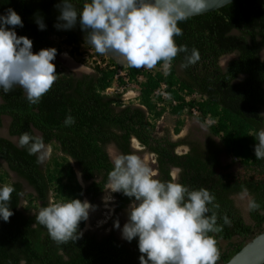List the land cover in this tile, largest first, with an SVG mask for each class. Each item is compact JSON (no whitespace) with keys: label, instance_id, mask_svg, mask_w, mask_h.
Listing matches in <instances>:
<instances>
[{"label":"trees","instance_id":"trees-1","mask_svg":"<svg viewBox=\"0 0 264 264\" xmlns=\"http://www.w3.org/2000/svg\"><path fill=\"white\" fill-rule=\"evenodd\" d=\"M111 10L107 0H0V127L2 116L9 117V137L0 135V264H223L264 230V0H232L183 18L129 13L130 21L153 30L141 37L109 29L118 12ZM101 32L125 61L90 43ZM86 48L101 65L89 64ZM61 52L92 72L67 71ZM231 53L222 69L219 59ZM117 69L126 79L115 77ZM161 83L175 103L153 94ZM110 86L122 90L108 94ZM128 90L137 95L125 101ZM166 111L175 134L186 116L206 126L205 142L155 134ZM132 138L154 155V177L110 158V145L132 156ZM43 144L50 146L45 161ZM179 145L188 149L177 154ZM221 154L247 173H223ZM111 180L114 214L143 204L123 239L113 228L82 232L84 199L94 204ZM243 191L252 223L232 198ZM233 237L240 241L221 249L218 240ZM205 247L218 252L216 260L202 258Z\"/></svg>","mask_w":264,"mask_h":264},{"label":"rangeland","instance_id":"rangeland-1","mask_svg":"<svg viewBox=\"0 0 264 264\" xmlns=\"http://www.w3.org/2000/svg\"><path fill=\"white\" fill-rule=\"evenodd\" d=\"M117 11H118L116 12L117 14L114 15L113 13L109 18V27L111 29L117 30L123 34L131 33L137 37L152 35L149 30L140 27L139 25L140 23L138 21H134V22L130 21L127 13H123L119 10ZM111 12H115V8H112ZM90 43L94 47H98L105 56H113L117 61L122 62L119 56L122 53H119L117 51L116 45L112 42V40L108 37V35L105 32H101L99 36L92 39ZM58 56H62L64 58L63 61L59 60L62 66L66 68L67 71L73 73L75 76H78L79 74L82 73H88L91 71L89 67L75 61L66 52H62ZM234 57H235L234 53L224 55L219 59V63L223 67L230 59ZM30 67L31 69L28 74V77L32 78L33 77L32 62L30 63ZM24 91L25 93H28L30 89L25 88ZM136 95L137 93L135 91L128 90L122 93V99L127 101L129 99H133L134 97H136ZM132 102L134 105H137V101L133 100ZM173 119L174 117L171 114H169L168 111H166L164 116H162V118L159 119L158 122L156 123L155 133L158 136L165 134L168 137H170L172 140L186 137L190 140H195L199 143L205 142L207 136L209 135L206 126L199 123L196 119L186 116L185 121L179 133L175 134L173 132V127H174ZM8 123H9V117L5 115L2 116L0 135L8 136L7 135ZM12 139L15 140L14 137H12ZM134 148H136L137 150L135 149L132 156L128 158L122 157L120 152L112 145L108 146L107 151L110 158L113 161L121 164L122 166L129 168L133 174L138 176L139 175L151 176V173L154 172V171L151 172V170L154 168L153 166L154 164L152 163L154 158L149 153H146V151L141 147H139L141 149L135 146ZM49 150L50 147L48 145H42V147L40 148L39 154L41 155L42 161H45L47 159ZM228 162L229 160L223 157L222 159L223 165H225ZM230 167L235 171L240 170L239 167L235 164V162ZM176 174H177V170L172 169L171 176L175 178ZM9 175L11 179H16V175L13 172H9ZM79 180L81 181V179ZM82 184L85 185L86 183L83 182ZM24 186L26 191H31L30 187L27 186L25 182H24ZM115 189L116 187H114L113 182L110 181V183L106 186L103 194H101L99 198L96 199L94 205H88L87 201H85V224L82 229V232L93 231L96 232L98 235H102L107 233L111 228H113L115 234L119 238L123 239L126 238L133 231L134 223L137 217L139 216L140 211L143 208V204L140 203V205H138L137 209L134 211V209L136 208L135 207L136 203L132 202L124 210L118 212L117 214H114L113 193ZM233 200L237 208L241 211L245 222L252 223L248 213L249 197L245 193H242V194L234 195ZM56 209H58V206H53V210ZM107 218H108V225H104L103 223H105ZM237 241H240V238L233 237L230 241L221 240V239L218 240L221 249H226L229 242H237ZM201 254H202V258L205 259L207 262L216 260L218 256V252L214 251L211 247L203 248ZM216 264H220V263L216 262Z\"/></svg>","mask_w":264,"mask_h":264},{"label":"water","instance_id":"water-1","mask_svg":"<svg viewBox=\"0 0 264 264\" xmlns=\"http://www.w3.org/2000/svg\"><path fill=\"white\" fill-rule=\"evenodd\" d=\"M112 8L141 17L183 18L216 10L232 0H107ZM62 56L58 60L63 61ZM8 135V134H7ZM9 137V136H4ZM12 139V137H10ZM16 141L17 138L14 137ZM135 139V138H134ZM80 177V174L77 173ZM264 230L246 239L223 264H263Z\"/></svg>","mask_w":264,"mask_h":264},{"label":"flooded vegetation","instance_id":"flooded-vegetation-1","mask_svg":"<svg viewBox=\"0 0 264 264\" xmlns=\"http://www.w3.org/2000/svg\"><path fill=\"white\" fill-rule=\"evenodd\" d=\"M140 23V22H139ZM140 25V27H143L142 26V24L140 23L139 24ZM109 29H111L110 27H108ZM143 28H145V29H147V30H149L150 32H151V34H153V30H151V29H149V28H146V27H143ZM227 64V63H226ZM226 66V65H225ZM225 66H221L222 67V69L223 68H225ZM90 68V67H89ZM91 69V68H90ZM92 72V69H91V71L90 72H88V73H91ZM83 74V73H82ZM82 74H79L78 75V77L79 76H81ZM263 87H264V85H263ZM263 111H264V109L262 110V114H263ZM263 116H264V114H263ZM36 134L37 135H39L40 133L38 132V131H36ZM156 134V133H155ZM132 139H134V138H132ZM132 139H131V141H132ZM131 141H130V148L132 149V151L134 152V150L136 149V148H134V146H132V143H131ZM137 141V140H136ZM261 141L262 142H264V123H263V126H262V133H261ZM139 143V142H138ZM43 145H47V144H43ZM139 145H140V143H139ZM49 146V145H48ZM182 146V147H181ZM50 147V146H49ZM140 147L142 148V149H144V147L143 146H141L140 145ZM141 148H139V149H141ZM180 148V149H179ZM108 149V148H107ZM188 149V147L186 146V145H179V146H177V147H175V149H174V151H175V153H177V154H180V153H183V152H185L186 150ZM137 150V149H136ZM145 150V149H144ZM182 150V151H181ZM146 151V153H149L153 158H154V155L152 154V153H150V152H148L147 150H145ZM49 152H50V150H49ZM49 154V153H48ZM40 155V154H39ZM40 157H41V155H40ZM48 157V156H47ZM123 157V156H122ZM223 157H225V158H227L228 160H229V162L228 163H226L225 165H223V163H222V159H223ZM219 159H220V163H221V166L222 167H226V168H224V169H222V172L223 173H229V174H232V175H237V177H239V176H243L245 173H247L246 172V170L239 164V162L237 161V162H235V164L239 167V169L240 170H237V171H235L234 169H231V165L234 163V162H232V159L230 158V156H227V155H225V154H221L220 155V157H219ZM154 165V168L151 170V172H153V173H151V176H142V177H154L155 175H156V172H157V170H156V167H155V159H153V162H152ZM172 169H175V170H177L178 171V169L177 168H175V167H172L171 169H170V173H171V170ZM218 171H220L221 169H217ZM76 172H78V171H76ZM79 173V172H78ZM80 174V173H79ZM138 176V175H137ZM139 176H141V175H139ZM176 176H177V174H176ZM176 176H175V178H176ZM172 177V176H171ZM173 178V177H172ZM79 179H81V176L79 177ZM80 181V180H79ZM81 181H82V179H81ZM80 181V182H81ZM112 182H113V184L115 185V187H116V184H115V181H113V180H111ZM81 183H83V182H81ZM108 184H106V186H107ZM106 186H105V188H106ZM105 188H104V190H105ZM104 190L100 193V195L101 194H103V192H104ZM116 190V189H115ZM114 190V191H115ZM242 193H245L248 197H249V203H250V196L248 195V193L246 192V191H243V192H241V193H238V194H242ZM99 195V196H100ZM114 195V194H113ZM234 195H237V194H234ZM234 195H232V198H233V196ZM99 196L97 197V198H99ZM85 201H87V203H88V205H94L93 203L91 204L88 200H87V198H85L84 199V207H85ZM95 202H96V200H95ZM135 202V201H134ZM142 212V210L140 211V213ZM139 213V214H140ZM248 213H249V209H248ZM113 214V213H112ZM111 216H113V215H111ZM110 219V218H109ZM104 225H108V218H107V220L105 221V223H103ZM102 224V225H103Z\"/></svg>","mask_w":264,"mask_h":264},{"label":"built area","instance_id":"built-area-1","mask_svg":"<svg viewBox=\"0 0 264 264\" xmlns=\"http://www.w3.org/2000/svg\"><path fill=\"white\" fill-rule=\"evenodd\" d=\"M85 51H86V56L87 55H92L91 56V60L89 62L90 65H92L93 63L94 64L101 65V58L100 57H95L93 55V53H94V49L93 48H86ZM103 56H105V55L103 54ZM93 61H95V62H93ZM135 61H136V63H137L138 66H141L143 68H147V65L143 62V60H142V58L140 56H137L136 55L135 56ZM104 64L105 63L103 62L102 65H104ZM166 65L167 64H164V68L166 67ZM117 72L118 73L115 75V77L117 75H121L122 77H124V79H126L125 76H124V72L122 70L117 69ZM165 87H166V84L161 83L160 87H158L156 90H154V93L153 94L154 95H160L162 99H165L167 101H171L172 103H175V100H173L172 98H170V95L168 94V92L165 91ZM121 90H122V87H117V86H110V87L106 88V92L108 94H112L113 92H120ZM184 111L187 112L188 111L187 108H184ZM189 111L191 112L192 115H197L198 114V109L197 108L191 107L189 109ZM213 121L214 120H211L209 117L205 118V122L206 123H209L210 124Z\"/></svg>","mask_w":264,"mask_h":264},{"label":"bare ground","instance_id":"bare-ground-1","mask_svg":"<svg viewBox=\"0 0 264 264\" xmlns=\"http://www.w3.org/2000/svg\"><path fill=\"white\" fill-rule=\"evenodd\" d=\"M132 143H133L132 146H135V147H137V148L140 147V145H139L138 141H136V139H133V140H132ZM78 178H79V177H78Z\"/></svg>","mask_w":264,"mask_h":264},{"label":"crops","instance_id":"crops-1","mask_svg":"<svg viewBox=\"0 0 264 264\" xmlns=\"http://www.w3.org/2000/svg\"><path fill=\"white\" fill-rule=\"evenodd\" d=\"M119 56H120L121 61H124L126 59V55L125 54H120Z\"/></svg>","mask_w":264,"mask_h":264},{"label":"clouds","instance_id":"clouds-1","mask_svg":"<svg viewBox=\"0 0 264 264\" xmlns=\"http://www.w3.org/2000/svg\"><path fill=\"white\" fill-rule=\"evenodd\" d=\"M61 53H62V52H61ZM59 55H60V54H59ZM126 59H127V55H126ZM192 118H193V117H192ZM109 183H110V182H109ZM109 183H108V184H109ZM114 187H115V185H114Z\"/></svg>","mask_w":264,"mask_h":264}]
</instances>
